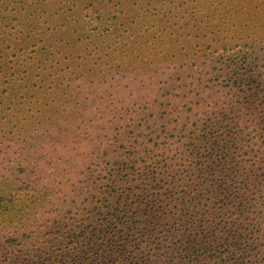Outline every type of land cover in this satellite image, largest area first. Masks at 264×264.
I'll return each instance as SVG.
<instances>
[{
	"label": "rangeland",
	"instance_id": "rangeland-1",
	"mask_svg": "<svg viewBox=\"0 0 264 264\" xmlns=\"http://www.w3.org/2000/svg\"><path fill=\"white\" fill-rule=\"evenodd\" d=\"M171 1L0 0V264H264V0Z\"/></svg>",
	"mask_w": 264,
	"mask_h": 264
},
{
	"label": "trees",
	"instance_id": "trees-1",
	"mask_svg": "<svg viewBox=\"0 0 264 264\" xmlns=\"http://www.w3.org/2000/svg\"><path fill=\"white\" fill-rule=\"evenodd\" d=\"M179 0H172L171 2H170V5L172 6L171 8H166V10H164L163 12H162V8H161V10H157L156 11V16L157 15H160L161 17H160V19L161 20H164V19H166L165 21L166 22H168V21H170V20H182V19H184L185 18V16L184 15H182L183 14V12H185L186 10L185 9H180V8H178L177 7V2H178ZM112 2H114V0H106V3H109V4H111ZM115 2H116V6H118V8H113L114 6H111V7H104V9L102 10V12H101V14H100V18H106L107 17V15L110 13V11H112V9H114L113 11L114 12H116V15L115 16H113V17H110V18H108V19H117V20H120V19H122V20H133V19H135V17H141V15H138V14H136V12L134 11V8L132 7V5H131V3L133 2V3H136L137 2V0H115ZM207 6V5H206ZM206 6H202V7H199V8H201V9H203V8H205ZM174 10H173V9ZM176 10V11H175ZM143 14L144 15H148V12H147V10H145L144 12H143ZM203 13L201 12L200 13V15H202ZM189 15V14H188ZM188 15H186V17L188 16ZM200 22V25H202L204 22H203V20H200L199 21ZM205 24V26L206 25H212V24H206V23H204ZM202 29H204V27H197L196 28V30L197 31H202ZM68 30H70V26H67V29H66V31H68ZM111 34H109V33H106L104 36L106 37V38H108L109 36H110ZM177 38V37H176ZM64 39H62L61 41H63ZM186 42H189L188 43V45H190V44H193V37L192 36H190V35H188L187 37H186V40H185ZM148 43V42H147ZM154 43H155V45L156 44H158V43H160V45H162V47H163V51L161 52V54L162 53H164V52H166V51H176L177 50V43H178V40H174L172 37H171V35H162V36H160L156 41H154ZM13 57H15V58H17L18 56H17V54L16 53H14L13 55H12ZM169 56V52H167V53H165V54H163V57L161 58V60L162 61H164V60H166V58ZM158 58H155L153 61H156ZM54 62H56V64H58L59 63V61H54ZM56 68L55 67H51L50 69H44L43 70V76H45L46 78H52L53 77V71L55 70ZM29 73L30 72H28L27 71V74L29 75ZM73 73V75L75 76V78L77 77H81V75H80V73H79V71H78V69L77 70H75L74 69V71L72 72ZM11 78H12V80L10 81V82H12V83H16L17 81H20V79L16 76V77H14V75H11L10 76ZM30 76H29V80H30ZM19 79V80H18ZM82 94L84 93V94H86L87 96H89V95H91V91H83V92H81ZM91 104H92V102H91ZM92 106L93 107H95L93 104H92ZM50 107H54V106H52V105H49L48 106V108H50ZM85 108V107H84ZM83 108V109H84ZM10 111H11V109H12V107H9L8 108ZM0 110H4L3 108H2V106H1V108H0ZM5 111V110H4ZM56 113H54L53 114V116L55 115ZM87 119V121L88 122H91L92 120H93V116H91V117H87L86 118ZM62 121H63V125H68L69 123H70V120H69V117H67V116H63V119H62ZM84 121V120H83ZM26 164H36V167L34 168V170H33V172H36L37 171V165H42V164H47V161L45 160V159H41V160H35L34 159V157H31V160L28 162V163H26ZM49 164H51V163H49ZM25 165V164H24ZM48 187H46V188H43L42 190H45L46 191V195H44V196H41L40 198H39V200L41 201V206L44 204V202L46 201V200H48V198L50 199V198H52L53 197V199L55 198V195L53 194V193H49V191H48V189H47ZM30 189V186L29 185H25V186H15V188L13 189L14 191H20V192H23V191H28ZM33 192H36V190L34 191L33 190ZM8 197V196H7ZM7 197H5L4 199H2V202H6V203H10V202H12L13 201V199H14V197L12 196V197H10V198H7ZM48 197V198H47ZM38 200V198H33V202H36ZM49 202V201H48ZM33 215H34V213H32ZM31 214V215H32ZM33 228V227H35V225H32V226H29V227H27V229H29V228ZM6 232V228L5 229H3V230H0V236H2L4 233Z\"/></svg>",
	"mask_w": 264,
	"mask_h": 264
}]
</instances>
